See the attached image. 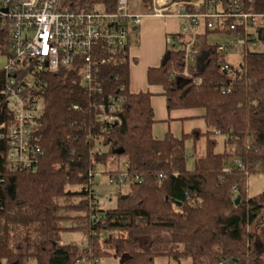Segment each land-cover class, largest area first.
Instances as JSON below:
<instances>
[{"label": "trees", "instance_id": "1", "mask_svg": "<svg viewBox=\"0 0 264 264\" xmlns=\"http://www.w3.org/2000/svg\"><path fill=\"white\" fill-rule=\"evenodd\" d=\"M60 1L62 9L76 12L99 6L112 13L118 4ZM206 2L210 13L226 15L236 3L242 13L264 15V0ZM187 9L195 12L193 6ZM213 21L214 29L202 19L194 35L177 34L183 45L194 38L197 53L187 76L186 53L177 44L168 45L160 66L147 73L148 86L161 88L169 113L203 112L204 133L177 138L169 131L156 139L155 95L130 91L131 63L103 68L101 91L84 88L73 67L41 76L46 85L40 93L44 111L36 131L42 150L37 169L11 170L0 145V264H75L81 258L112 257L122 264H155L160 257L178 264H264V193L250 197L247 186L251 175L264 173V30H257L254 41L262 43L261 51L247 41L230 63L228 54L219 52L223 44L210 37L245 36L244 26L228 17ZM0 57L13 58L9 26L0 25ZM227 62L230 75L222 71ZM7 79L8 72L0 70V132L13 121ZM116 98L122 103L113 121H101L95 105ZM218 133L225 137L223 153L215 152ZM203 140L205 152L198 156ZM188 142L193 143L192 170ZM121 158L128 164L129 190L116 195L114 209L93 205L92 178ZM67 231L85 233L88 249L61 245Z\"/></svg>", "mask_w": 264, "mask_h": 264}, {"label": "built area", "instance_id": "2", "mask_svg": "<svg viewBox=\"0 0 264 264\" xmlns=\"http://www.w3.org/2000/svg\"><path fill=\"white\" fill-rule=\"evenodd\" d=\"M171 2L167 0L165 5L158 2V7L139 13L133 7V0H118L116 11L109 13L99 6L80 12L64 10L60 0H0V25L9 26L13 51V58L7 59L3 68L8 72L5 93L9 98L13 121L7 132H0V145H5L11 170H36L42 157L41 138L36 134L44 111L40 93L46 84L41 76L58 73L61 68L73 67L79 72L80 83L84 88L101 91L100 76L103 68H118L131 63L130 39L144 18L161 19L175 15L184 21L181 32L187 35L195 34L202 19L209 20L208 27L214 29L216 24L213 20L233 18L237 24H243L245 36L238 32L234 37H229L231 40L219 48L221 54H228L231 48L241 49L247 41L253 42L252 49L256 51L262 44L254 41L257 39V30H264V15L242 13L236 3L229 7L228 14L222 15L218 12L210 13L207 8L200 11L193 2L181 1L175 5L179 9L170 6ZM188 6H193L195 12H190ZM227 28L233 29L232 26ZM167 43L177 44L185 50L187 76L188 66L197 53L192 51L194 38L183 45L181 37L177 35L168 38ZM222 71L232 74L229 62L222 65ZM121 103L122 99L116 98L95 105L100 120L113 121V114ZM74 109L78 110L79 106ZM234 163L244 169L239 161ZM127 169L128 164H125L122 173L110 177L111 183L114 180H128ZM97 175L91 180L92 189ZM92 191V196L96 198L95 190ZM95 203L92 202L93 205ZM188 203L196 205L190 198ZM84 248L88 249V245H84ZM75 264L99 262L81 258Z\"/></svg>", "mask_w": 264, "mask_h": 264}, {"label": "crops", "instance_id": "3", "mask_svg": "<svg viewBox=\"0 0 264 264\" xmlns=\"http://www.w3.org/2000/svg\"><path fill=\"white\" fill-rule=\"evenodd\" d=\"M137 5L140 7H137ZM142 5V2L133 0V7L137 12L140 11L139 8ZM150 9L152 8L144 9L139 13H146ZM183 24L184 21L175 15H168L161 19L146 17L133 38L130 39V91L132 93L149 91L155 95L152 99V105L157 123L154 126L153 133L158 140L163 139L169 131L179 138L185 133V123L196 120L203 121L200 118L203 115L201 111H173L169 113L166 107V99L161 95V88L150 87L147 84L149 68L160 66L168 48L167 39L177 35ZM2 59H4V65L3 67L0 66V70L7 64V59L4 57ZM158 112L159 117L157 116ZM61 245L69 244H66L62 238Z\"/></svg>", "mask_w": 264, "mask_h": 264}, {"label": "rangeland", "instance_id": "4", "mask_svg": "<svg viewBox=\"0 0 264 264\" xmlns=\"http://www.w3.org/2000/svg\"><path fill=\"white\" fill-rule=\"evenodd\" d=\"M171 1L172 2L169 3V5L175 6L176 4L181 3V1H184V0H171ZM199 1L202 2V7H203L202 9H200V11L206 10L207 5L204 4V3H207L206 0H185V2H193L195 4H198ZM158 2L157 0H143L142 1L143 5L141 7L142 9L139 8V10L142 12L144 9L146 10L148 8H154L155 6L158 7V5L160 4V3L158 4ZM137 7H140V6L137 5ZM174 8L179 9V6L177 5ZM133 36L131 38H133ZM230 40L231 38L225 35H212L210 37V41L212 43H220L223 45L227 44V42ZM258 51H261V48H258ZM228 54L229 55H227L226 57L227 60L230 63H233L238 60V57L241 54V50L239 48L238 49L231 48L229 49ZM3 65H4V59L0 57V66L3 67ZM157 116L158 117L160 116L159 112L157 113ZM195 130H199L200 132H203V133L206 132L207 129H206L205 123L201 120H196V121L185 123L184 125L185 133H191ZM215 139L217 143L215 152L223 153L225 149V144H224L225 137L215 136ZM187 150L189 153L187 167L188 169L192 170L194 168V159L192 158L194 150H193L192 142L187 143ZM197 152H198V156H202V154L205 152V141L204 140L200 141V143L198 144ZM126 162L127 161L125 158H121L117 162H112L106 168V170L103 168H99L98 175L96 176L94 183H93L94 184L93 189L96 192V200H93L92 202L96 201L104 209H114L116 207V204H117L116 195L119 192H127L129 190V186L125 182H119L118 180H114L111 183L110 177L107 174H104V172L110 171V170H117V168L124 171ZM247 186H248V194L250 197L263 194L264 193V173L263 171L260 170L259 173L251 175L248 178ZM62 238H63V241L66 242V244H74L80 247L81 249L88 242L87 235L81 231H67L62 235ZM98 262L99 264H122V260L116 257L100 259ZM31 264H36V263L32 262ZM155 264H178V263L173 259L160 257L156 259ZM181 264H191V262L189 260H185V261H182Z\"/></svg>", "mask_w": 264, "mask_h": 264}, {"label": "bare ground", "instance_id": "5", "mask_svg": "<svg viewBox=\"0 0 264 264\" xmlns=\"http://www.w3.org/2000/svg\"><path fill=\"white\" fill-rule=\"evenodd\" d=\"M158 1H159V3L161 5H165V3H166L167 0H158ZM197 7H199V8L202 7V2L201 1L198 2Z\"/></svg>", "mask_w": 264, "mask_h": 264}, {"label": "water", "instance_id": "6", "mask_svg": "<svg viewBox=\"0 0 264 264\" xmlns=\"http://www.w3.org/2000/svg\"><path fill=\"white\" fill-rule=\"evenodd\" d=\"M240 200H241L240 197H237L235 204H236V205H239Z\"/></svg>", "mask_w": 264, "mask_h": 264}]
</instances>
